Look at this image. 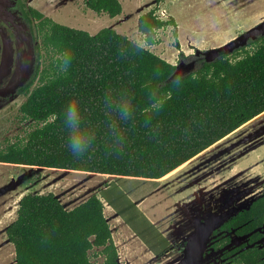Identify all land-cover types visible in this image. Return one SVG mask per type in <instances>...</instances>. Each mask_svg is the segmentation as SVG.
<instances>
[{
	"label": "trees",
	"instance_id": "obj_1",
	"mask_svg": "<svg viewBox=\"0 0 264 264\" xmlns=\"http://www.w3.org/2000/svg\"><path fill=\"white\" fill-rule=\"evenodd\" d=\"M161 1L140 16L139 32L151 47L161 43L160 30L173 27L180 50L175 19L158 16ZM84 3L111 19L123 14L120 0ZM18 7L34 38V68L17 89L26 97L19 112L30 129L0 146L2 164L160 179L264 113V36L214 62L204 59L177 88L172 83L176 65L149 49L138 51L135 41L115 29L92 35L56 22L26 0H18ZM65 51L72 53L67 74L57 67ZM153 89L164 103L160 110L150 108ZM109 92L132 99L130 119L109 112L104 103ZM72 99L79 102L83 127L95 137L80 159L69 150L70 129L63 120ZM104 211L96 195L72 210L54 193L24 195L6 229L16 264H121ZM229 225L239 233L264 226V192ZM242 258L244 264H264V247L255 245Z\"/></svg>",
	"mask_w": 264,
	"mask_h": 264
},
{
	"label": "rangeland",
	"instance_id": "obj_2",
	"mask_svg": "<svg viewBox=\"0 0 264 264\" xmlns=\"http://www.w3.org/2000/svg\"><path fill=\"white\" fill-rule=\"evenodd\" d=\"M26 1L60 24L88 31L92 35L104 28H113L135 42L145 39L138 29L140 16L157 4V0H120L123 14L111 19L88 10L85 0ZM158 16L162 20L175 19L181 49L175 47L173 27L160 30L157 37L161 43L147 49L178 67L172 77L174 79L177 75L182 77L195 71L207 51L233 41L264 22V0H162ZM181 52L184 58H181ZM34 64V38L18 7V0H0V146L7 141H15L17 136H23L30 129L19 112L26 97L19 95L17 89L29 79ZM245 153L246 149L237 152L238 158L230 153L228 162L244 159ZM247 164L248 161L243 160L239 170L233 164L228 168L233 175L227 187L235 189L221 191L217 187L208 192L201 191L189 206L179 207L183 222L176 223L172 230L175 244L194 232L190 221L184 222L187 206L197 212L204 204L205 212L209 213L211 208L208 207L218 208L223 202L232 203L230 201L236 199L231 204V209H234L263 194L264 174L249 176L253 173L251 170L240 171ZM223 167H227V162ZM240 177L244 179L240 180ZM91 178V174L83 172L0 163V264H15V251L7 240L6 229L16 219L19 202L24 195L54 193L66 209H71L93 194ZM127 246L119 245L121 264H179L181 258L180 250H173L166 259L155 263L137 248L135 258L129 261L126 258L132 255L125 249Z\"/></svg>",
	"mask_w": 264,
	"mask_h": 264
},
{
	"label": "crops",
	"instance_id": "obj_3",
	"mask_svg": "<svg viewBox=\"0 0 264 264\" xmlns=\"http://www.w3.org/2000/svg\"><path fill=\"white\" fill-rule=\"evenodd\" d=\"M263 129L264 113L160 179L86 173L92 176L91 196L96 195L105 206L117 250L119 245H129L125 248L132 255L127 256L129 261L135 258L137 248L155 263L166 259L175 245L172 230L181 220L180 206L193 203L201 191L235 189L227 187L232 180L233 172L228 170L232 164L239 170V164L246 160L248 164L240 171L251 170L249 176L264 174ZM242 149H246L245 158L235 160ZM230 153L237 156L234 162H228ZM225 162L227 167H223ZM158 252L165 254L158 258Z\"/></svg>",
	"mask_w": 264,
	"mask_h": 264
},
{
	"label": "flooded vegetation",
	"instance_id": "obj_4",
	"mask_svg": "<svg viewBox=\"0 0 264 264\" xmlns=\"http://www.w3.org/2000/svg\"><path fill=\"white\" fill-rule=\"evenodd\" d=\"M256 198H254L246 205H238L234 209H231V204H233L236 199H232L230 201L232 203L223 202L218 208L208 207L211 208L210 210H208L209 213L205 212L204 204H201L202 208L200 211L196 209L197 212H193L192 208L190 209V207L188 208L189 205L187 206L188 209L186 208V212L184 214V222L190 221L189 224L194 227V231L195 225L201 222L207 221L212 218L225 219L216 227V229L211 234L202 264H244L242 258V253L244 251L250 249L255 245L264 247V226L256 228L253 232L239 233V230L241 229L237 227L234 228L229 225V222L239 213L248 209ZM200 201H203V199H201ZM238 201L239 200H237V202ZM180 221L183 222V220ZM255 234H258V238L252 242L251 240ZM190 236L183 237L181 241L173 245L172 251L180 250V254H182L186 240Z\"/></svg>",
	"mask_w": 264,
	"mask_h": 264
},
{
	"label": "clouds",
	"instance_id": "obj_5",
	"mask_svg": "<svg viewBox=\"0 0 264 264\" xmlns=\"http://www.w3.org/2000/svg\"><path fill=\"white\" fill-rule=\"evenodd\" d=\"M135 47L138 51H145L149 45L146 41L136 42ZM58 69L60 73L67 74L71 67L72 53L65 51L58 57ZM163 75L159 67L156 69V76ZM182 77L177 75L172 83L179 88L182 84ZM158 93L155 89L150 93L149 99L151 101L150 108L160 110L163 108V101H157L155 98ZM110 113L114 112L120 120L127 121L133 115L134 106L132 99L127 94L114 96L110 92L106 95L104 101ZM63 120L70 129L68 147L73 157L80 159L88 152L91 147L94 136H90L87 130L83 127L84 120L81 114L79 102L75 99L69 100L63 111ZM115 126V125H113ZM16 264V262H15Z\"/></svg>",
	"mask_w": 264,
	"mask_h": 264
},
{
	"label": "water",
	"instance_id": "obj_6",
	"mask_svg": "<svg viewBox=\"0 0 264 264\" xmlns=\"http://www.w3.org/2000/svg\"><path fill=\"white\" fill-rule=\"evenodd\" d=\"M261 36H264V22L244 32L233 41L207 51L205 59L208 63L214 62L218 58L232 53L235 49L243 47L251 40H255ZM224 220L223 218H212L195 225V231L186 240L179 264H202L210 236Z\"/></svg>",
	"mask_w": 264,
	"mask_h": 264
}]
</instances>
